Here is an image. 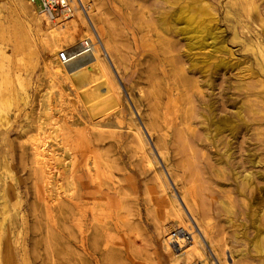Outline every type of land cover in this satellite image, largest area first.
I'll return each instance as SVG.
<instances>
[{
  "label": "rangeland",
  "instance_id": "1",
  "mask_svg": "<svg viewBox=\"0 0 264 264\" xmlns=\"http://www.w3.org/2000/svg\"><path fill=\"white\" fill-rule=\"evenodd\" d=\"M93 2L102 10L106 24L116 39L115 56L119 55L122 59V66H110L121 88V123L116 118L119 111L113 110L114 112L101 121L100 128L91 129L86 124V111L73 96L76 95L75 91L67 83H63L61 88L66 94L64 99L72 107L66 115L71 118L69 122L73 125L66 124L64 119L59 118L49 133L47 143L50 145L46 143L44 149L40 150L38 144L32 145L29 138L36 133V116L42 106L40 95L47 88V80L41 71L46 52L43 44L39 42L40 33H36L34 28V11L30 6L27 3L20 4L18 0H0V100L9 99L4 110L6 120L0 119V191L3 188L6 192L5 201L1 196L0 201L5 202L9 213L0 228V264H174L171 250L164 249L163 246L177 226L171 227V223L160 225L157 222L160 199L154 173L159 170L165 175L169 184L168 193H172L175 200H179L180 187L188 186L191 189L193 198L195 197V217L210 227H207V231L210 239L214 240V249L219 252L220 258H226L223 255L227 254L228 264H264V252L256 254L252 248L257 231L260 229L264 234V125H254L264 119V115L255 120L257 123L248 115L249 107L254 102L253 97L247 96L251 90L249 86L252 85V76L247 68L261 79L264 76L257 71L252 53L243 49V42L230 40L231 23L229 18H224V12L219 8L218 25L224 29L228 39L227 46L232 50V55L219 54L218 57L231 59V64L238 65L225 69L215 68L211 63L218 59L212 58L211 63L199 65L201 70L190 71L189 75L200 82L204 94L196 95L197 102L191 119L195 126L194 133L189 137L190 141L196 140L191 144L195 160L191 164H183L185 155L181 152L185 149L188 153V145L184 146L175 136L177 118L180 116L177 113L180 110L179 97L172 87H166L165 94L162 95L161 117L165 118L166 124L162 126L161 134L164 133L162 135L165 141L159 138V132H149L145 126L148 124L147 100L151 96V90H156L150 83L152 76L168 68V59L162 53L158 33L160 30L157 17L161 5L158 0ZM256 2L259 11L264 14V0ZM72 20L73 13L67 21L62 20V23L68 25ZM248 25L254 31L260 32L258 26L250 22ZM237 31L242 38L239 26ZM174 46L175 60L179 63L186 62L181 55L186 49L183 42L174 41ZM204 51L207 52L208 48ZM196 57H204V52ZM204 101H211L213 110L205 108ZM238 108L243 120H247L245 126L237 121L235 112ZM198 113L209 116V119H199L196 115ZM210 117H213L211 121L221 119L228 126L218 131L214 125H210ZM84 123L80 132L71 133L74 129L72 126H82ZM134 124H139L145 143L147 141L146 151H152L154 162H158L155 169L146 168L145 163H142V155L134 144ZM208 126L212 131L209 139H206ZM256 127L261 130L259 139H256ZM87 131L90 141L86 138ZM32 147L35 153L32 152ZM56 147L61 155L56 154ZM158 150L164 154V161L159 157ZM5 163L11 173L5 171ZM62 170H66L65 174ZM249 172L252 173L247 180L250 185L242 187L239 175ZM62 174L65 176L62 177ZM49 178L52 179L50 183ZM50 184L52 188H48ZM52 189L56 194H51ZM54 189L60 190L55 192ZM78 190L95 196L101 206L99 219L102 217V223H107L111 228V232L107 233L111 236L110 241L103 242L105 245L100 242L98 245L102 247L98 246L95 252L91 249L84 251L81 247L83 235L88 236L90 230L84 232V228L75 222L84 209L82 201L76 197ZM72 191L75 192V197L71 195ZM38 192L40 196L37 195ZM67 192L70 195L68 198L63 195ZM222 199L229 204L228 211L221 206ZM200 201L205 207L202 205L200 208ZM201 211H205L206 216ZM85 215L82 218L84 227L89 226V214ZM254 215L259 219L256 223H260L258 228L254 225ZM187 217L191 220L188 213ZM228 219L231 223L227 222ZM191 224L199 234L192 220ZM201 241L208 263L219 264L210 245L202 238ZM238 252L242 253L236 255ZM177 263L187 264L182 256Z\"/></svg>",
  "mask_w": 264,
  "mask_h": 264
},
{
  "label": "bare ground",
  "instance_id": "2",
  "mask_svg": "<svg viewBox=\"0 0 264 264\" xmlns=\"http://www.w3.org/2000/svg\"><path fill=\"white\" fill-rule=\"evenodd\" d=\"M93 1H95V0H80V2L86 8L87 14L85 15V13L81 12L78 8L75 7L72 11V13L74 15V20H72L67 25L66 23H62V20L59 18L50 19V18L46 17L41 12H39L36 9V7L33 4H31V2H29V0H18V2L22 5L24 3H27L30 6V8L34 11L33 12L34 17H35L34 18V28L36 30V33H38V32L40 33L39 34V42L41 44H43L44 51L46 52V56L43 59V64L41 66V71L44 75L43 77L46 78L45 79V80H47L46 84H48V85L45 84V86H47V88L45 87L46 89L40 95L42 106L38 110V113L36 116V133L33 136L31 135V137L29 138L32 145L34 143L38 144L37 146L40 150H43L44 145L49 141L48 136L50 135L49 133H51V130L53 129L52 125H55L59 118H61L60 120L64 119L67 122L66 124L70 123L69 120L71 118L70 119L67 118L66 112L71 110L72 107L64 99L66 94L64 93L63 89L61 88L63 83H67L68 86L75 91L76 95H73V96L76 98L77 102L79 104H81V106L86 111L85 113H87V117H88V122L86 124H88V126L91 129L95 130V129L100 128L101 127V121H103L109 114H111L113 110L119 111V113L116 114V118L119 121V118H120L119 114L122 110L121 88H120L119 84L117 83V81L115 80V76L113 75V72H112L110 66L114 65V66L118 67L117 65H119V64H121V66H122L123 65L122 59L120 58L119 55L115 56V51H116L115 50V46H116L115 40L116 39H114V35L112 34L113 32L111 31L110 27L106 24V20L103 17L102 10L98 9L97 5ZM158 2L162 7L161 10L159 11V15L157 17L158 24H159V30H160V32H158V33H160V41H161L160 43L162 44V49H163L162 53H164V55L168 59V68L165 67L166 69H162L157 74H155L154 77L152 76V80L150 83L152 84L151 86L153 88H156V90H154V89L151 90L152 91L151 96H149V98H148L149 100H147L148 104L146 103L148 106L147 107L148 108V110H147L148 124L145 126L149 132L150 131L159 132L160 133L159 138L162 139V141H165L164 136L162 135L164 133L161 134V131H163L162 126L164 124H166L165 118L163 119L161 117V115H163V112H162L163 110H161L162 106H163L162 95L165 94L166 87H172L174 93L176 92L177 96L179 97L178 107L180 110L177 113L180 116L177 118L178 121L176 124V135L175 136L177 139L181 140V142H182V144H184V146L186 144L188 145V146H186V147H188V151H187L188 153H186L185 149H184V152L183 151L181 152V153H183V155H185V157H184L185 161L183 160L184 161L183 164H185V163L191 164V162H193L195 160V156H194L195 154L192 151L191 144L196 142V140L190 141L191 138L189 137L192 133H194V126H195V125H193V122H191V119H193L192 114L194 115L193 110L195 111L194 108H195V105L197 102L196 101V95L197 94L203 95L204 91L202 90V86H201L200 82L196 78H192V76H190L189 73L193 69L201 70L199 65L211 63L210 61L212 58L218 59L217 62L211 63V64H213V66L215 68L225 69L227 67H233L235 65H238V64H231L230 63L231 59L218 57L219 54H228L229 56L232 55V50L227 46V40L228 39H227L226 35L224 34V29L218 25V18H217L218 9L219 8L222 9V11L224 12V18L230 19V20L228 19V21L231 23V28H232V31H231L232 35L230 37V40L243 42V49L248 50L252 53V55L255 59L256 69L259 72V74L262 76H264V14H262L261 10L259 11L258 6L256 4L257 3L256 0H158ZM258 2H259V0H258ZM69 18H70V16H69ZM68 19L63 20V21L65 22ZM249 22L253 25L258 26V28H260V32L258 33L256 31H254L253 29H251V26L248 25ZM237 26H239V28L242 31V38L240 37L239 32L237 31ZM225 31H226V29H225ZM77 39H79V40L89 39L92 43V49L90 50V52L83 54V55H80L78 57H72L73 59L67 64L60 63L57 59L58 54L63 49L66 48L64 46L70 47V46L75 45L76 44L75 42ZM174 41L183 42V47H185L186 49H185V51L182 52L181 55L183 57H185L186 62L179 63L177 60H175L174 56H176V55L174 52V49H175L174 48L175 47ZM206 48H208L207 52H205L206 50L204 51V49H206ZM193 50H200L201 52H193ZM202 50L204 52V57H196V56H198V54L203 53ZM5 54H6V52H5ZM118 61H119V63H118ZM247 69H248V71H250V74L252 76V81H251L252 85L249 86L251 90L247 96L253 97V102H254V104L252 106L250 105V107H249L250 113H248V115L250 116L251 120L257 121V120H259L260 115H264V79H261L260 77H258V75L255 74L254 72H252L249 67ZM119 70H120V68H119ZM5 77H6V75H5ZM255 82L257 83V85ZM9 85H11V84H9ZM139 93L141 95V91ZM73 100H74V98H73ZM251 103H252V101H251ZM7 104H9L8 98L7 99L4 98V99L0 100V119L6 120V115H5L4 110H5V107ZM175 105H177V104H175ZM203 106H205V108H207L209 111H211V108L213 110V103L211 101H207V102L204 101ZM235 114H236L237 121L240 122V124H242L243 126H245L244 124H246L247 120H243V115L241 114V111L239 110V108L237 109ZM196 115L199 116V119L201 118V119H204L205 121H207L209 119L208 118L209 116L207 117V115H205V114L202 115L201 113H198ZM71 116H72V114H71ZM212 119H213V117H210V125L211 126L214 125L215 128L218 129V131H219V129L226 128V125L228 126V124L225 122H222L221 119H219L217 121H211ZM262 120H264V119H262ZM262 120H260L258 123L255 121V123H257V124H254V125L255 126L264 125V121H262ZM70 125H73V124L70 123ZM84 125H85V123L82 126H77V127L72 126L76 130H74V129L72 130V128H71V130H72L71 133L72 132H75V133L80 132L81 128ZM209 128L210 127L208 126V132L205 133L206 139H209V136L211 133L210 131H212V130H209ZM255 131H256V139H259V137L262 135L261 130H259V128L256 127ZM132 132L135 136V143L134 144H136L137 149L140 151L142 158H143V161H144L142 163H145V165L147 166L146 168L149 167L150 169L151 168L155 169V167H156L155 164L157 165L158 162H156V161L154 162V160L152 158L153 152L151 151V149H150L151 153L146 151L147 141L145 143V141L143 139V133L141 131L139 124H134V128H133ZM64 133H65V131H64ZM82 133H83V131H82ZM85 133H86V131H85ZM91 133H92V131H91ZM52 134H53V131H52ZM88 134L89 133L87 131V136H86L87 140H89ZM187 134H189L188 140H187V136H186ZM66 136H68V135H66ZM66 136H64V137H66ZM165 136H166V134H165ZM83 138H85V137H83ZM86 138H85V140H86ZM63 139L64 138H62V140ZM52 141H54V140H52ZM54 142H56V141H54ZM64 142H63V144H64ZM256 143H257V141H256ZM258 143H259V141H258ZM47 144L50 145V143H47ZM66 145H65V147H66ZM54 146H57V145H54ZM52 147L53 146H51V149H52ZM57 147H56V150H57ZM61 147H63V146H61ZM61 147H60V149H61ZM35 148H36V146H35ZM53 149H54V147H53ZM66 149H65V151H66ZM32 152L35 153L34 148H33ZM58 152L59 151L57 150L56 154L61 155V153L59 152L60 153L59 154ZM158 153H160L159 150H158ZM181 153H180V156H181ZM66 155H67V153H66ZM42 156H45V155H42ZM159 157H161L162 161L165 160L164 154L160 153ZM33 158H35V157H33ZM45 160H46V157H45ZM139 160H141V159H139ZM58 163L60 164V162H58ZM61 163H62V161H61ZM36 166H32V168L33 167L38 168ZM38 166H39V164H38ZM69 166H70V164H69ZM3 167L7 173H11L9 166L6 165V163L4 164ZM58 167H59V165H58ZM1 168H0V170H1ZM39 168L41 169V165ZM39 170L36 169V171H39ZM62 172H64V171L62 170ZM65 172H66V170H65ZM65 172H64V174H65ZM1 173H2V171H1ZM49 173H50V171H49ZM38 174H40V172ZM91 175H93V174H91ZM154 175H156V188H157L158 197L160 199V202H158L159 207H160V211H159L160 214H159V220L157 222H159L160 225L161 224L163 225L166 223H171V227L177 226V228L173 229V231L178 229L175 233L172 232V234L171 233L169 234V236H168V238H167V240L163 246L164 249H168L169 251L171 250L170 252L173 254V255L171 254V256H173L172 262L174 264H176L182 256L187 264H209L208 258L204 253V246H203V243L201 241V238H202L206 243H208L210 245V248H211L213 254L216 256L217 262L219 264H228L227 263L228 259L226 260L227 254L223 255L226 258H220L221 256H220L219 252L215 251L214 245H213L214 240L212 241V239H210L208 231H207V227H209L208 224L204 221H203L204 223L202 221H199L195 217V215H196L194 213L195 212L194 211L195 206H196L195 202H194L195 197L193 198V194H192L191 189L188 188V186L187 187L186 186L180 187V196L178 198L179 200L177 201V200H175L172 193H170V194L168 193L169 184H168L167 179L165 178V175L163 174V172L161 170L155 171ZM51 176H52V174H51ZM64 176L62 174V177H64ZM251 176H252V173H250V172L245 173L243 175L242 174L239 175L241 182H242V187L250 185V184H247V180L249 178H251ZM8 177H10V176H8ZM12 177H10V178L13 179ZM39 178H40V176H39ZM97 178H99V177H97ZM40 179H41L40 182H42V178H40ZM64 179H63V181H65ZM69 180L71 181V179H69ZM50 181H52V179H50L48 182L50 183ZM103 183H104V181H103ZM44 184H46V183H44ZM54 184H55V182H54ZM47 185H48V183H47ZM52 185H53V183H52ZM52 185L50 184V187H48V188H52L53 187ZM44 189H45V187H44ZM62 189L64 190V187ZM57 190H60V189H57ZM57 190H55V192ZM40 192H42V191H40ZM45 192L46 191H44V194H47ZM73 192L74 191H72V193ZM48 193H49V191H48ZM52 193L56 194L53 192V189H52L51 194ZM74 193L71 195L73 196ZM76 194H77L76 197L82 201V205H83L84 209L81 212L80 217L75 219V222L79 226H82L84 228V232L87 230H90L89 231L90 233L87 232L89 234L88 236L83 235L81 247H83L84 251L87 249L88 250L91 249V251L93 250L95 252V250L97 251V247L100 246V245H98L100 242L103 243V242H109L110 241L111 236H109V234H107V233L111 232V228L108 225H106L107 223H104V222L102 223V221H101L102 217H100V219H99V216H100L99 213L101 214V209H100L101 206H100L98 200H96L94 195L89 194V193L83 194L80 190H78V192H76ZM5 195H6L5 189L2 188V191H0V196L3 200L5 198ZM37 195L40 196L41 194L38 192ZM63 195L67 198H68V196L70 197L68 192L66 194H63ZM74 197H75V195H74ZM121 198H123V197H121ZM52 199H49V200H52ZM3 200L0 201L1 202L0 203V216H1L0 228L3 227L2 225L4 223V220L6 217L8 218L7 215L9 214L7 211L8 206L5 204V202H4L5 200L4 201ZM40 201L42 202V200H40ZM55 201H56V199H55ZM60 201H62V200L60 199ZM200 202H201V204L199 206L201 208V206L203 205L202 204L203 202L202 201H200ZM102 204H103V202H102ZM220 204H221V206H223L228 211L229 204L227 203V201L222 199L220 201ZM58 205H59V203H58ZM60 206H62V205H60ZM64 206H66V205H64ZM73 206H74V204H73ZM65 209H67V208H65ZM80 209H82V208H80ZM202 209L204 210V208H202ZM69 210H67V211H69ZM204 212L201 211V213H204ZM229 212H230V210H229ZM60 213H62V212H60ZM86 213L89 214V226L84 227L82 218L86 216L85 215ZM187 213L191 217V220L195 224L199 234H197V232H195V230L191 224V220L189 219V217H187ZM63 214H64V212H63ZM109 214H110V212H109ZM256 214H258V213L256 212ZM76 215H77V213H76ZM204 215H205V213H204ZM104 216H105V213H104L103 217ZM202 218H205V217H202ZM258 220L259 219H257V217L254 215V225L259 226L260 223L256 224L257 222H259ZM227 222L229 223L230 220L228 219ZM113 223H115V222H113ZM258 226L256 228H258ZM63 227L64 226H62V228ZM123 227H125V226H123ZM108 231H110V232H108ZM199 237H201V238H199ZM255 237H256V240L253 242L252 248L256 254H261L262 252H264V234H262L261 230L259 229L257 231V234L255 235ZM103 244L105 245L106 243H103ZM215 245H216V243H215ZM217 245H218V242H217ZM100 247H102V246H100ZM217 249H219V248L217 247ZM168 250H166V251H168ZM101 251H102V249H101ZM220 251H222V249ZM112 253H114V252H112ZM241 253L238 252L236 255H240ZM176 254H178V255H176ZM105 256H107V255H105ZM109 259H110V257H109ZM229 261H232V260H229Z\"/></svg>",
  "mask_w": 264,
  "mask_h": 264
},
{
  "label": "built area",
  "instance_id": "3",
  "mask_svg": "<svg viewBox=\"0 0 264 264\" xmlns=\"http://www.w3.org/2000/svg\"><path fill=\"white\" fill-rule=\"evenodd\" d=\"M36 9L50 19L59 18L66 20L76 7L81 12L86 13V8L80 0H29ZM92 49V43L89 39L78 40L75 45L66 47L57 56L60 63L67 64L73 58L89 53ZM178 230V229H177ZM177 230H174L175 233Z\"/></svg>",
  "mask_w": 264,
  "mask_h": 264
}]
</instances>
